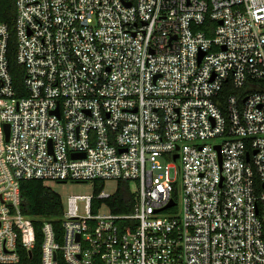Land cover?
Wrapping results in <instances>:
<instances>
[{
	"label": "built area",
	"instance_id": "built-area-1",
	"mask_svg": "<svg viewBox=\"0 0 264 264\" xmlns=\"http://www.w3.org/2000/svg\"><path fill=\"white\" fill-rule=\"evenodd\" d=\"M15 10L27 95L0 20V264L37 249L29 180L94 186L60 233L44 223L38 264H264V0Z\"/></svg>",
	"mask_w": 264,
	"mask_h": 264
},
{
	"label": "trees",
	"instance_id": "trees-1",
	"mask_svg": "<svg viewBox=\"0 0 264 264\" xmlns=\"http://www.w3.org/2000/svg\"><path fill=\"white\" fill-rule=\"evenodd\" d=\"M0 20L9 27L8 57L10 61V72L18 96L24 97L27 95V91L24 87L25 68L18 64L16 55L15 0H0ZM228 92V88H225L222 94ZM21 192L23 199L21 210L33 220L38 241L37 249L33 252V260L31 262L27 260V262L29 264H38L43 237L42 227L45 222H51L56 232L60 233L62 231L61 224L64 205L62 197L54 192L46 182L42 180L23 181L21 183ZM121 194L122 195L119 196V204H122L125 200H129V197L127 198L128 192L123 191ZM114 211L119 213L131 212L130 209L120 208V205L119 208H114ZM60 264L66 263L61 261Z\"/></svg>",
	"mask_w": 264,
	"mask_h": 264
},
{
	"label": "rangeland",
	"instance_id": "rangeland-1",
	"mask_svg": "<svg viewBox=\"0 0 264 264\" xmlns=\"http://www.w3.org/2000/svg\"><path fill=\"white\" fill-rule=\"evenodd\" d=\"M46 184L62 197L64 207L68 206V200L71 196H90L94 193V186L91 183H59L57 181H48ZM117 188V182L109 181L104 190L107 194H113ZM80 206L82 209L83 204L81 203Z\"/></svg>",
	"mask_w": 264,
	"mask_h": 264
},
{
	"label": "water",
	"instance_id": "water-1",
	"mask_svg": "<svg viewBox=\"0 0 264 264\" xmlns=\"http://www.w3.org/2000/svg\"><path fill=\"white\" fill-rule=\"evenodd\" d=\"M6 129H7V132L9 133V126H7ZM176 158H177V157H176Z\"/></svg>",
	"mask_w": 264,
	"mask_h": 264
}]
</instances>
